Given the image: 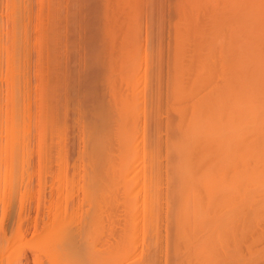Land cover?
Returning <instances> with one entry per match:
<instances>
[{"label": "bare ground", "instance_id": "1", "mask_svg": "<svg viewBox=\"0 0 264 264\" xmlns=\"http://www.w3.org/2000/svg\"><path fill=\"white\" fill-rule=\"evenodd\" d=\"M111 1L105 0L106 7L103 4L106 14L102 24L106 34L114 32L115 25L121 21L113 24L117 22L114 18L129 12L121 13L126 11L122 7L125 2L115 0L113 7ZM123 1L128 2V8L134 2ZM21 4L24 5L22 0H10L9 44L7 47L2 41V47L0 44V53L6 51L5 59L0 61L6 62L3 79L7 87L3 112L0 106V131L4 134L0 141V202L4 196L6 200L10 198L26 146L23 132L28 129L29 117L24 114L28 113L25 109L29 101L28 97L24 101L23 95L27 81L23 53L29 48V41L21 18L24 15ZM176 11L172 85L169 83L168 88L172 95L168 101L172 107L168 109H173L175 120L171 123L172 117L167 120L161 117L162 113L153 112V106L158 104L154 92H148L151 87L144 97L149 104L146 107L151 109L148 118L154 113L155 117L151 116L155 118H152L154 125L151 119L149 123L143 119L146 108L143 110L141 103L145 102L140 101V94L136 96V90L132 95L134 88L128 89L132 83L137 88L138 78L132 77L136 75L135 64L132 65L131 58L127 60L126 46L118 45L123 52L117 50L121 58L119 62L116 58L115 69L110 67L112 75L108 73L111 76L108 75L105 84L107 107L98 105L100 108L88 124L81 122L76 111L78 117L74 121L83 134L74 160L82 169V175L81 172L78 175L82 177L79 178L80 201L70 212L66 207L64 211L55 210L48 216L43 230L26 243L35 247L33 251L38 253L34 255L35 261L44 256L48 264H264V0H178ZM129 14L130 18L132 14ZM128 21L120 25L132 22ZM120 25L119 32L112 36H116L115 42L119 33L121 39L125 37L127 29L121 26L124 29L121 35ZM130 43L127 40L125 44ZM48 59L50 63L51 57ZM132 78L137 79L135 83ZM49 79L47 83L52 84ZM122 83L123 90L118 87ZM50 86L47 89L53 90ZM47 89L44 96L47 104L41 106L48 109L43 107L46 111L43 115H51L53 111L49 109L53 105L51 101L48 103ZM51 93L56 96L54 91ZM53 96L51 100L55 99ZM141 105L145 122L137 130L140 125L134 117L141 113L136 114ZM55 109L59 114V109ZM47 114L45 119H48L45 122L42 119L41 126L38 122L42 130L50 132L56 125L55 132H62V121L57 115L54 120L53 115L50 118ZM146 123L152 124L153 130H146L144 126L149 127ZM136 140L141 144L140 150L136 148ZM115 205L123 210L121 226L114 221L121 230L117 229L120 232L117 235L112 234L113 216L108 215L116 213L112 209Z\"/></svg>", "mask_w": 264, "mask_h": 264}, {"label": "rangeland", "instance_id": "2", "mask_svg": "<svg viewBox=\"0 0 264 264\" xmlns=\"http://www.w3.org/2000/svg\"><path fill=\"white\" fill-rule=\"evenodd\" d=\"M22 1L24 5L21 4L23 6V10H21L22 11L21 15L24 14L23 15L24 18L22 16L21 18L24 19L22 20V22L24 21L23 23L26 25L23 26L27 28L24 29L26 30V35L28 34L27 40L29 41V43H27V45H29L27 47L29 48H26L28 51L24 50L25 54L23 53L24 56L23 59H25L24 64L26 62L24 69V73H26L24 74V76L26 77H24V80L25 79L27 80L24 81V83L27 84L28 82V84L24 85L25 87L23 90V95L24 97H26V100L24 99L22 100L27 102V97H28V101L30 102V104L29 102L28 103L25 102L27 106L25 107L27 109H25V107L23 108L25 109V111L28 110V113L26 114L25 112L24 114L27 115L26 117L29 118L27 119L28 129L26 130V132H23V135H25L26 146L23 148V161H21L18 166L19 173L13 182L11 193L9 195L10 197L9 200H6V197L4 196L3 200L0 202V236H1L0 245H3L0 247L1 248L0 259H2L1 260L2 264H8L9 261L10 262L15 261L16 258L17 260L13 262L14 264L15 263L35 264V262L36 264L38 263L48 264L49 262L47 259L43 258L44 256L43 257L39 256L38 259L39 261H35L34 255H38V253L36 250L33 251L35 247H29L28 246L29 244L26 243L32 241L34 239V236H36V234H39L38 232H40V230L41 231L43 230L44 227L43 225L47 221L48 216L52 214L55 210L64 211V207H66L67 210L70 212L73 208H76V205H78L80 201L81 192L79 190L80 188L79 184L82 183L81 181L82 177L78 175L80 172H81L80 175H82V171H81L82 169H80L81 167L79 164L78 166L74 163L75 162L74 160L78 155L80 148L79 146H81L82 143L81 140H83L82 139L83 137L80 140L81 143L79 139L81 136H83V134L81 131L77 130V125L74 120L76 119V117L79 116L83 124L84 123L88 124L92 120L93 113H95V110L96 111L98 110L97 108L100 105L103 104L101 107L103 106L105 107V105L107 107L106 99L108 97L106 96L108 95L106 94L105 90L108 91V89H107V85L105 84H107L106 83L107 78L112 75L111 73H113L110 67L112 66V69H115L116 66L113 64L116 63L119 56L121 58V55L119 56L117 55L119 53L117 50L120 49L121 52L123 47L125 46L127 47V48L125 47L126 49L124 48L125 50L124 54L126 56L128 54L127 60L131 58L132 61L131 63L132 65L135 64L134 67L136 68L134 69L133 67V69L135 70L134 74L136 75H132V77L136 76V78H138V80L133 79L134 77L132 78L133 81L137 80V82L134 81V83L136 82L135 84L137 88L135 89V85L131 81L130 83H132L134 87L131 85L129 86L128 89L134 88L132 89V91L136 90L137 94L136 91L135 92L133 91L132 95L136 94V96H138V94H140V101H144L145 104H147L145 105L143 102L142 103L139 102L143 104L144 108L141 105L140 106L141 110L138 111L137 109L136 114L139 112L141 113L137 115L136 119L134 117V121L137 120L138 122L136 121V123L137 124L139 123L140 125L142 121L145 122L143 119H147L146 122L148 123L149 120L151 119L152 121L150 120V123L152 122V124L154 125L153 119L155 120V118L153 117L155 116L153 114L156 112H158L159 115H161L162 113L161 117L166 118L167 120L168 117L169 118L172 117L169 120L171 121V123L173 120H175L174 111H172L173 109L172 108L168 109L172 107L171 106L172 103H169L172 99V95L168 88H170V84L172 85V82L170 83V81H172L170 79V73L173 72L172 58L175 51L174 46H175V31H176L174 28H176V23L178 22L176 21L178 19L177 18L178 11H176L178 0H139V1L132 0L134 1L132 2V4L131 1L128 0L130 1L129 4H131L132 6L134 5L133 7L130 5L131 7L129 8H128L129 6L128 2L121 0L122 2H125L124 3L125 6L123 5L122 7L123 8L126 7L125 8L126 11L122 8L124 11H121V13L129 11L127 13L128 15L122 14L120 15L121 17L119 16L117 17L116 14L117 11L115 10L113 11L116 12L115 15L117 18H122V16L125 15L124 18L126 17L127 20L124 18H123L124 20L114 18V20H117V22L116 23L112 22V23L118 24L119 20H121L120 23H122L123 21H124L123 23L125 22L127 23L129 19H130L129 21H132L133 18L134 19L132 22L128 21L129 24L130 23L132 24V27L129 26V24L128 25L123 24V26L122 24L120 25V23L118 24L120 25L119 26L120 32L122 31L121 35L125 33V34H129L130 36L124 34L125 37L128 36L129 37L123 38L122 36L123 39H121L120 38L121 36H119L120 33L119 35L117 34L118 35L117 37L118 42L116 41L117 43L114 41V38L116 36L114 37L112 36L113 34L116 35V33L119 32L118 25L117 26L115 25V27H117L115 31L117 32H115L114 30L113 31L115 33L111 31L112 35H110L111 32L108 33L109 35L106 34L104 29L105 26L103 25L104 24L103 19L105 18L106 13L104 12L105 10L103 8L106 7L105 0H22ZM114 1L115 0L111 1L113 3V7H115ZM111 2H109V4ZM103 4L105 7L103 6ZM122 4L123 3H121V5ZM9 6H10V0H0L1 47L3 43L4 46L6 47L8 46L6 44H9L8 38H9L10 27H9V11L7 8ZM113 7L111 9H113ZM130 12L132 14L131 17L133 16L132 19L131 17L129 18ZM115 15H113V17ZM113 17L111 16V18ZM121 26L122 28L125 26L124 29L125 30L127 29L126 32L123 33L124 29H122ZM127 26H129V30L132 29L133 31L132 30L129 31L128 28H126ZM140 26L143 27L141 28ZM133 33H136V35ZM130 37L133 38L131 39ZM125 39H127L128 42H131L129 46L125 44L127 43V40ZM120 40L125 41V43L123 42L121 43ZM1 41L3 43H1ZM118 45L121 46L122 48L119 47L118 49L117 47ZM128 47L130 48L128 49ZM131 48L132 49L134 48L133 50L134 53L132 52ZM127 49L130 52L126 51ZM5 53H6L5 50H3V53H0L1 60L5 59L6 57L4 56L6 55ZM47 56L51 57L50 63H49V59L46 60L47 58H49ZM125 61H126V57H125ZM0 62H1L0 65L1 64L4 65V66L1 65L2 67H0L1 70L0 74H2L0 75V98H1L0 102H1L3 99H6L5 93L7 87L5 85L6 84L5 80L3 79L5 78L6 75V72H4L6 71L5 69L6 62L5 61H0ZM144 65H147V67H145ZM47 70L49 71L47 72ZM108 70L111 71L108 72ZM160 71L162 73H160ZM108 73H110L111 75ZM116 73L117 72H114V75ZM41 74L43 76H41ZM117 75L116 78L118 77ZM39 77L42 79H39ZM167 77L170 80H167ZM47 79H49V83L52 84H48ZM139 79L141 80V82H139ZM158 79H162V80H158ZM158 81H160L159 82L160 84L157 83ZM45 82L47 86L51 85L50 87L53 88V90L52 89L50 90V88H48L50 93L51 91H54L55 92L54 95H56L54 97L53 93H51L52 95L49 93V96H47V98L48 97L50 98L48 103H50L51 101L52 102L51 105H53V107L49 105L50 111L51 108L53 109V111H51L52 113L51 115H53V113L55 112L54 111L56 110L55 108L59 109L61 105V108L59 109L60 115L56 113L58 112V110L55 112L54 115L55 116L57 115L56 116L57 119H60L59 121H62L64 127L62 128L63 129L62 132H55L56 129L54 130V128H56V125H54L55 127L52 129L55 132V133L52 132V136L54 137L51 136L52 130L49 132V130L44 129L46 131L45 132L40 127L42 124V119L44 120L45 114H47L45 113L43 115L42 113V112H46L44 111L43 108L46 106L43 105L41 106V103H44L45 100L44 96L46 95V92H48V91L45 92V89H47ZM55 85L57 86L55 87ZM122 85L124 86V84L122 83L118 87H121ZM154 85L159 89L156 87L154 88ZM148 87L149 88L151 87L150 90ZM41 88L44 91L41 90ZM122 88L124 87H121L120 89L123 90ZM147 91L148 92L151 91V93L154 92L153 94H155L154 97L156 98L155 104H158L156 105V107L153 104L154 113L152 112L153 114L150 115V117L153 116L151 118L150 117L148 118L149 113H151L150 112L151 109L146 107L149 105L148 101L145 100L147 99L145 97L148 95ZM51 96H53L55 99L56 97H59L60 101L58 100V98L56 100L55 99L51 100ZM24 97L22 96V98ZM68 98L70 99V102ZM164 98H166L167 100ZM4 102L2 101L1 102L2 105L0 104V106L2 107L1 108L2 110L1 109L0 110L2 112L5 110V109L3 110V106L5 105L3 104ZM158 102H160L161 104ZM167 102L170 105H168ZM53 103H57V104H53ZM63 103H66L65 106ZM164 103L167 104L168 107ZM46 104L47 103H44V105ZM54 105H57V107L54 108ZM154 107L156 109H154ZM46 108L48 109V107ZM91 108H93L94 110L93 109L91 110ZM142 108L143 110L146 108L144 110V112L146 111L145 113L142 112ZM72 110L74 111V113ZM77 110L79 112V115L78 112H76ZM165 111L169 112V114L166 113ZM142 113L145 117L143 119H142L143 117ZM3 114L4 113H2L1 115ZM28 114L30 116H28ZM48 115L49 114H47L46 116ZM51 115H49L50 118H52ZM54 117L53 119L55 120L56 117L55 118ZM47 119L48 118H46L43 122H45ZM53 119L52 122L54 121ZM85 120L88 122H86ZM39 121L41 122L40 126L38 123ZM48 121H51V119H49ZM62 124H58V125L62 126ZM141 125H143V123ZM141 125L140 127H137L136 125L137 127L136 129L137 130L142 129L143 126L141 128ZM151 125H149V127L145 125L144 127H146V130H149L148 128H150ZM39 128L42 131H40ZM43 131L45 134L42 133ZM39 133H42V135ZM138 137L140 138V135ZM139 138L137 140L141 141V139ZM3 139H4V134L3 132L0 131V141H3ZM137 140L136 142L138 143V146L136 144V148L139 147L138 149L140 150L141 144ZM120 205H115L112 208L115 210V211L113 210L114 212H116L115 214H117L119 210L120 213L118 212L116 216L114 213L109 212L108 214L110 215V217L113 216L111 218V220L113 219L112 220L113 224L111 223L112 225H110L111 226L110 228H112L113 231L112 234L115 233V235H117L116 232L120 233L118 230H120L119 227L121 226L120 224L122 221L121 215L123 210L121 211V209H123L122 207L123 205L122 204ZM116 206H120L121 209H119V207ZM113 211L111 210V212ZM114 216L117 218H115ZM115 219H117V221ZM114 221L116 222V224L120 226L114 224ZM22 242L23 245L21 244ZM138 242H140V240H138ZM10 243H12L11 244L12 246L10 245ZM137 244H138L137 246L139 247L140 246L139 243ZM43 260L44 262L45 261L46 262L44 263Z\"/></svg>", "mask_w": 264, "mask_h": 264}]
</instances>
